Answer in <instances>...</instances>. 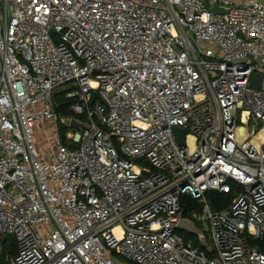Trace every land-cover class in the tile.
<instances>
[{
  "label": "built area",
  "instance_id": "1",
  "mask_svg": "<svg viewBox=\"0 0 264 264\" xmlns=\"http://www.w3.org/2000/svg\"><path fill=\"white\" fill-rule=\"evenodd\" d=\"M262 244L264 0H0L9 264H264Z\"/></svg>",
  "mask_w": 264,
  "mask_h": 264
},
{
  "label": "water",
  "instance_id": "2",
  "mask_svg": "<svg viewBox=\"0 0 264 264\" xmlns=\"http://www.w3.org/2000/svg\"><path fill=\"white\" fill-rule=\"evenodd\" d=\"M212 10L214 12H224V11H226L225 9L219 8V6L217 4H215L212 7ZM252 86L256 87V88H260V86H261V75H259V74H255L254 75L253 81H252ZM95 96L98 97V94L96 93ZM70 126L73 127V128L84 130V129L89 128L90 124L82 121L79 118L72 117L71 121H70ZM175 131H176V133L178 135L179 142L181 144H184V138H185V135H186V131L184 129H180V128H175ZM212 197H213V200L215 202V206L217 207L218 206V197H219L218 193L216 191H213L212 192ZM181 216H183V215L181 214ZM178 229H180L182 231H186V232H188V233H190L192 235L198 236L200 241H201L202 246L203 247H208L209 244L207 242V238H206L204 232L194 222H192L190 220H185L184 218H181V220H180V222L178 224ZM6 239H7L8 243H9V246H11L14 243L15 237H14L13 234H8ZM210 250H211V248H210Z\"/></svg>",
  "mask_w": 264,
  "mask_h": 264
},
{
  "label": "trees",
  "instance_id": "3",
  "mask_svg": "<svg viewBox=\"0 0 264 264\" xmlns=\"http://www.w3.org/2000/svg\"><path fill=\"white\" fill-rule=\"evenodd\" d=\"M54 100H55V103L57 105L56 106L57 112L59 114H61L62 116H65V117L71 116L69 106L74 101L73 99L66 98L65 93H63V92H58L55 94ZM66 128L67 127H64L63 129L66 130ZM222 198H223V196H221V200H222ZM189 202H190L191 207L197 206L196 202H194L192 200H189ZM221 205H222V203H221ZM196 243L198 244L197 241H196ZM261 248L264 251V244H262ZM6 253H7V250L4 249V251L0 255V264H9L10 263V261L6 257ZM15 253H16L15 251H12V254H15Z\"/></svg>",
  "mask_w": 264,
  "mask_h": 264
},
{
  "label": "rangeland",
  "instance_id": "4",
  "mask_svg": "<svg viewBox=\"0 0 264 264\" xmlns=\"http://www.w3.org/2000/svg\"><path fill=\"white\" fill-rule=\"evenodd\" d=\"M60 116H62V115L60 114ZM42 125H43L42 123L39 124L37 132L35 134V137H36L37 142L42 147L48 148V147H50V143H51L50 138H49V136L51 134V131L48 130V129L43 128ZM203 227L207 228L208 225L203 224ZM207 234H208V232H207ZM188 238L197 241L195 236L188 235ZM114 257H115L116 260H118V261H120V262H122L124 264H130L129 261H127L125 258H123L121 256L114 255Z\"/></svg>",
  "mask_w": 264,
  "mask_h": 264
}]
</instances>
